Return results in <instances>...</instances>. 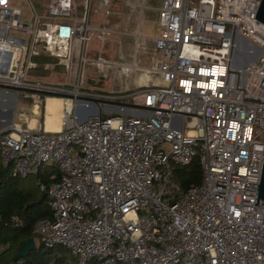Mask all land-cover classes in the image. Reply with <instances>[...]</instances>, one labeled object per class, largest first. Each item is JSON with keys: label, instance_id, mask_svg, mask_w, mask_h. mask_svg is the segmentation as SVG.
<instances>
[{"label": "built area", "instance_id": "2783aa9c", "mask_svg": "<svg viewBox=\"0 0 264 264\" xmlns=\"http://www.w3.org/2000/svg\"><path fill=\"white\" fill-rule=\"evenodd\" d=\"M94 1L85 0L79 15L77 0H50L47 13L33 7L26 23L15 0H0V84L73 95L62 97L59 131L20 121L0 130L14 176L35 175L43 165L60 169L50 184L38 181L53 217L34 232L47 247H67L72 264H264V206L256 205L264 164L261 0L146 6L159 17L142 19L139 28L154 41V78L142 100L131 101L144 107L85 115L94 102L84 98L95 96L81 89L85 65L115 69L87 55L94 39L111 34L93 24ZM110 3L100 0L98 9L109 15ZM62 25L71 26L68 38L59 34ZM241 39L258 52L255 60L238 62ZM39 56L58 59L76 89L32 76ZM29 96L46 105L50 95ZM195 158L202 181L185 190L174 168Z\"/></svg>", "mask_w": 264, "mask_h": 264}, {"label": "rangeland", "instance_id": "374dc122", "mask_svg": "<svg viewBox=\"0 0 264 264\" xmlns=\"http://www.w3.org/2000/svg\"><path fill=\"white\" fill-rule=\"evenodd\" d=\"M84 1L85 0H77L80 4L79 15L84 11L82 7ZM49 2L50 0H15V4L23 10L24 16L22 20L26 23L33 21V7L39 14L44 15L48 11ZM124 2L125 0H111L109 15L106 14L105 10L98 9L100 0L93 2L91 16L93 24L98 27H103L104 25L99 23L105 20V25L112 30V33L111 35H107V38L103 39L98 37L94 39L89 44L87 50V55L90 58L95 59L101 56L108 61H117L124 64V69L109 70L108 68H104L102 70L98 65H85V84L81 89L84 93L95 95L99 98L125 100L126 102H140L142 93L146 89L147 84H151V79L154 78L149 72L152 66H150L151 60L152 57H154V46L151 39L148 40L147 43L142 41L145 37L139 34L141 32L139 28L142 19H146L147 16L152 18L148 19L151 23L158 18V11L146 6L149 4L158 8L160 0H142L138 6H128ZM59 23L66 22L64 20H59ZM19 33L24 35L26 31L22 30L19 31ZM146 38L149 39L148 37ZM244 51L245 49L243 48L237 50L238 56L236 54V58L240 60L238 61L239 63L244 59L249 61L256 59V55L243 56L242 52L244 53ZM35 59L39 65L38 68L31 70L30 74L32 76L55 86L61 85V87H66L69 90L76 89V85L70 83V78L65 66L59 64L58 59L53 57L48 58L47 56H39ZM45 61H50L51 66L49 70L43 68ZM135 65H137V67H132ZM129 67H132L130 71H125V68ZM13 94L14 93L9 96L0 95V130L6 128L14 121H20L24 126H27L33 118L36 120L34 126H36V123L38 127L41 125L45 126V104L41 103L36 97H26L27 92L20 93L18 100L12 104ZM35 103H41L37 114L33 111ZM6 105L14 107L11 115L6 112ZM120 109L121 106L119 105L94 102L86 109L85 115L97 113L110 114ZM21 114H25L27 118H21ZM28 182L36 184V176L30 175Z\"/></svg>", "mask_w": 264, "mask_h": 264}, {"label": "trees", "instance_id": "16d2710c", "mask_svg": "<svg viewBox=\"0 0 264 264\" xmlns=\"http://www.w3.org/2000/svg\"><path fill=\"white\" fill-rule=\"evenodd\" d=\"M174 170L185 190L202 181L198 158L188 165L176 166ZM52 175L57 178H52ZM35 176L36 184L28 182L30 176H14L12 166L4 164L0 150V264H72L73 256L67 247H47L42 236L34 232L41 221L53 217L49 196L40 188L38 181L42 179L45 184H50L60 178V169L56 164L43 165ZM32 237L36 240L37 249L14 260L21 245Z\"/></svg>", "mask_w": 264, "mask_h": 264}, {"label": "water", "instance_id": "95a60500", "mask_svg": "<svg viewBox=\"0 0 264 264\" xmlns=\"http://www.w3.org/2000/svg\"><path fill=\"white\" fill-rule=\"evenodd\" d=\"M259 21L264 23V0H261L260 6L258 8L256 17ZM59 34L62 37L68 38L71 35V26L70 25H62L59 29ZM27 92V93H37V94H44V95H50V96H58V97H72L73 95L66 92H59L55 90H44V89H37V88H31V87H16L12 85H5L0 84V95L9 96L10 94L14 93V97L12 99V104L15 103L16 100H18L19 94ZM85 100L93 101L95 103H108V104H114L119 106H126V107H141L143 108V105L134 104L131 102L121 101V100H112L109 98H99V97H93V96H87L84 98ZM6 112L11 115L12 111L14 110V107H10L9 105H6ZM9 115V116H10ZM256 205L264 206V164H263V171H262V177L260 184H258V193H257V200ZM38 245L36 243V240L34 237L30 238L26 242H24L19 251L15 254L14 260H17L19 258L27 256L32 250L37 249Z\"/></svg>", "mask_w": 264, "mask_h": 264}, {"label": "bare ground", "instance_id": "6f19581e", "mask_svg": "<svg viewBox=\"0 0 264 264\" xmlns=\"http://www.w3.org/2000/svg\"><path fill=\"white\" fill-rule=\"evenodd\" d=\"M229 15L242 22V18L239 17L241 15L240 12H238V11L235 12L234 10H231ZM247 43H248V41H246L244 39H241L238 42V47H239L238 49H242V48L245 49L244 53L242 52L243 56H246V55L247 56L248 55L249 56L250 55H252V56L256 55L257 56L258 52H256L255 49H251V48H253V46H249ZM237 56H238V54H237ZM240 58H241V56H240ZM247 61H249V60H247ZM101 67H104V65L102 64ZM125 70L127 71L128 69H125ZM49 97H55V98H49ZM57 97L58 96H48L47 97V101H48V106H47L48 120H47V123L49 126L48 129L53 130V131L61 130L62 118L64 116V112L62 113L64 99H62V97H58L61 99H57ZM38 108H39V105L36 104V106H35L36 111L35 112H38ZM45 108H46V105H45Z\"/></svg>", "mask_w": 264, "mask_h": 264}, {"label": "crops", "instance_id": "0c3cea01", "mask_svg": "<svg viewBox=\"0 0 264 264\" xmlns=\"http://www.w3.org/2000/svg\"><path fill=\"white\" fill-rule=\"evenodd\" d=\"M140 1H142V0H125V4H127L128 6L129 5H131V6H138L139 4H140ZM148 6H151V5H149L148 4ZM160 6V5H159ZM157 8V7H156ZM156 11H158L157 9H156ZM158 17H159V15H158ZM146 19H152V18H150V17H146ZM155 20H158V18L157 19H155ZM99 24H103L104 26L103 27H105V28H107L108 30H110L111 31V33H112V30L110 29V28H108L106 25H105V20H104V22L103 21H101V23H99ZM111 35V34H110ZM138 36H140V35H138ZM142 36V35H141ZM145 38L144 39H142V41L144 42V43H147V41L148 40H150V38L149 39H147L146 38V36H144ZM140 40V39H139ZM138 40V41H139ZM151 41H153L152 39H151ZM153 46H154V41H153ZM153 54H154V51H153ZM48 58H51V57H48ZM45 62H47V61H45ZM44 62V63H45ZM50 62V61H49ZM110 62H112V64H115V69L116 70H120V68H123V63H120V62H117V61H110ZM152 63H153V57H152V60H151V64H150V66L152 65ZM149 66V67H150ZM132 67H137V65H135V66H132ZM132 67H129V69H131ZM124 69V68H123ZM126 69V68H125ZM128 69V70H129ZM150 78V77H149ZM49 98H55V97H49ZM57 99H61V98H57ZM47 106H48V101H47V103H46V108H45V110H46V119H45V126H46V129L47 130H49L48 129V123H47V120H48V117H47ZM62 113H63V110H62ZM21 118H27L26 117V115L25 114H21ZM35 122H36V120L33 118L32 120H31V122H30V124L32 125V126H34L35 125ZM36 127H38V124L36 123ZM51 131H53V130H51Z\"/></svg>", "mask_w": 264, "mask_h": 264}]
</instances>
